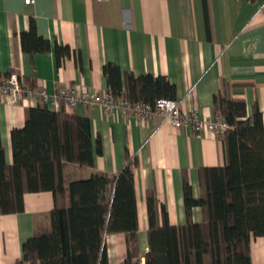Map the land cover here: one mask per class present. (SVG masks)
<instances>
[{
    "label": "crops",
    "instance_id": "0c3cea01",
    "mask_svg": "<svg viewBox=\"0 0 264 264\" xmlns=\"http://www.w3.org/2000/svg\"><path fill=\"white\" fill-rule=\"evenodd\" d=\"M263 1L0 0V77L16 72L26 87L38 83L49 94L70 87L103 93L108 84L102 66L114 63L122 80L126 74L165 76L175 85L174 99L181 110L195 109L201 119L215 117L214 96L222 81L233 85V96L244 98L248 114L256 105L264 116ZM31 19L36 33L48 40L45 51L29 53L21 47L20 34L29 30ZM57 45L70 49L59 62ZM43 103L39 96L0 97V144L7 163L12 162L11 129L24 125L25 107ZM65 111L86 116L93 146L96 138L101 146L93 166L67 164L71 178H87L96 171L117 175L128 160H135L138 254L132 259L144 264L147 193L155 196L157 224L163 222V209L169 224L186 223L184 179L192 195L200 196V169L226 163L222 138L161 122L158 115H108L99 106L81 104ZM23 201L22 211L0 214V264H16L22 258V243L36 223L48 220L54 205L48 190L26 192ZM202 218L201 208L192 207L191 220ZM104 242L108 264H124L125 233L106 234ZM250 257L252 264H264V236H251Z\"/></svg>",
    "mask_w": 264,
    "mask_h": 264
},
{
    "label": "trees",
    "instance_id": "16d2710c",
    "mask_svg": "<svg viewBox=\"0 0 264 264\" xmlns=\"http://www.w3.org/2000/svg\"><path fill=\"white\" fill-rule=\"evenodd\" d=\"M20 41L29 53L49 47L32 19ZM69 53L67 45L56 46L58 62ZM102 73L115 98L150 104L175 98V85L163 75L126 74L122 80L114 63H105ZM20 82L26 87L21 77ZM232 86L222 81L214 96V110L228 124L220 136L226 163L200 169L198 197L184 179L186 223L169 224L163 209V222L157 224L155 196L147 193L144 264H252L250 238L264 236V116L256 105L248 114L244 98L233 96ZM10 139L11 163L0 144V214L22 211L26 192L48 190L54 201L48 220L36 223L22 243L16 264H108L104 235L117 232L126 236L124 264H133L138 254L135 160H128L117 175L96 171L71 178L67 164L93 166L100 140L96 138L94 147L86 116L49 109L45 103L25 107L24 125L13 127ZM194 206L203 213L199 222L191 220Z\"/></svg>",
    "mask_w": 264,
    "mask_h": 264
},
{
    "label": "built area",
    "instance_id": "2783aa9c",
    "mask_svg": "<svg viewBox=\"0 0 264 264\" xmlns=\"http://www.w3.org/2000/svg\"><path fill=\"white\" fill-rule=\"evenodd\" d=\"M32 1L24 0L25 3H31ZM260 9L264 10V1L260 5ZM24 95L39 96L53 110L61 108L68 110L81 104L84 106H99L108 115L119 112L140 119L158 115L161 122H168L173 126H189L195 132L208 130L217 136H221L228 128L227 122L217 114L211 119H201L195 109L187 112L182 111L180 101L176 99H158L154 104L140 101L132 102L125 98H115L109 91L93 93L75 87H70L59 93L49 94L38 83L33 87H23L20 76L16 72L11 71L0 77V97L2 99L18 100Z\"/></svg>",
    "mask_w": 264,
    "mask_h": 264
},
{
    "label": "rangeland",
    "instance_id": "374dc122",
    "mask_svg": "<svg viewBox=\"0 0 264 264\" xmlns=\"http://www.w3.org/2000/svg\"><path fill=\"white\" fill-rule=\"evenodd\" d=\"M132 262H133V264H139L137 259L136 260L132 259Z\"/></svg>",
    "mask_w": 264,
    "mask_h": 264
}]
</instances>
